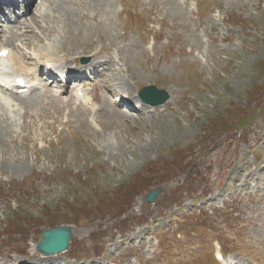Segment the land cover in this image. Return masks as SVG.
Returning a JSON list of instances; mask_svg holds the SVG:
<instances>
[{"label": "rangeland", "instance_id": "rangeland-1", "mask_svg": "<svg viewBox=\"0 0 264 264\" xmlns=\"http://www.w3.org/2000/svg\"><path fill=\"white\" fill-rule=\"evenodd\" d=\"M198 1L201 8L190 0H54L51 13L42 17V3L30 12L38 34L31 30L27 43L50 45L59 58L107 60L97 108L33 94L12 130L0 119V264L40 259L32 255L41 232L65 224L69 250L40 264H219L215 241L233 263L264 264V187L256 180L264 177V0ZM153 27H161L156 40ZM146 84L169 99L140 111L117 104L119 89L138 103ZM1 114L7 120L0 106ZM247 171L242 191L236 182ZM157 187L154 202L141 200ZM127 189L136 193L130 204L111 208ZM82 200L93 209L88 217L68 209ZM224 205L205 228L188 215Z\"/></svg>", "mask_w": 264, "mask_h": 264}, {"label": "bare ground", "instance_id": "bare-ground-1", "mask_svg": "<svg viewBox=\"0 0 264 264\" xmlns=\"http://www.w3.org/2000/svg\"><path fill=\"white\" fill-rule=\"evenodd\" d=\"M6 1V0H5ZM4 0H0V10H1V8H2V6L3 5H5V4H2L3 2H5ZM28 1V3H31L33 0H27ZM44 1L45 0H42L41 1V3H42V5H43V3H44ZM41 5V6H42ZM16 6V5H15ZM51 6V5H50ZM17 7V6H16ZM28 8H29V6H26V8H25V15L26 14H28V16H24V17H22V18H18V22L19 23H21L20 24V27L18 28V29H15L14 30V33H16V31H18V30H20L21 28H27V26H29V28H30V24H29V21L31 20L30 19V12H31V9L30 10H28ZM27 10H28V12H27ZM39 11V13L41 14L42 12H43V10H38ZM47 11L49 12V13H51L52 11L49 9V7L47 8ZM34 13H36V12H34ZM33 15V14H32ZM40 16V15H39ZM19 17V16H18ZM35 22V21H34ZM50 27V26H49ZM63 28V27H62ZM42 29L43 30H47L48 32H49V30H50V28H48V26H43L42 27ZM9 32H10V29L8 30ZM59 31H60V29H59ZM64 31V30H63ZM2 32H4L3 30H2ZM29 34H30V31H29ZM29 34L27 35V36H24V42L25 43H27L26 42V37H29ZM16 38H17V36H16ZM15 38V39H16ZM3 43V42H2ZM23 45H25L24 43L20 46L21 48H23ZM15 49L12 47L11 49H10V53H9V56H8V59H7V61H5V62H2V63H0V72L1 73H4V75H9V76H6V77H4V78H7L8 79V81H9V86L11 87V83H12V78H13V76H15V75H17V74H20V73H22L23 71H21V70H19V68H21V69H26V72H28V71H31V67H29V66H27L26 64H25V62L21 59V56H23L22 55V53L21 52H19V50L17 49L16 51H14ZM23 52V51H22ZM27 54V53H26ZM28 56V55H27ZM101 56V55H100ZM100 56H97V57H94V54H93V60L91 61V63H90V70L93 72V73H95V74H97L98 75V77H100V76H102L103 74H99L98 72H97V68H94L93 66H95V65H93V63L95 62V61H97V62H101L100 60H97L98 59V57H100ZM24 58V57H23ZM77 58V56H75V57H73V58H71V57H67L66 56V59L67 60H70V59H76ZM48 61H51V58H49V59H47ZM106 60H103V62H105ZM74 62H76V60H74ZM56 68H58V69H60L61 71H63V74L64 75H66V73H67V71H68V67L67 66H60V65H57V66H55ZM78 71H80V70H78ZM6 90L7 89H5V88H0V100H2V101H4L5 102V104H6V110H7V118L6 119H9L11 116V113L14 111V110H12V108H15V106H13V101L14 100H11L10 98H8V97H6V95H5V92H6ZM10 91H12V89H10ZM55 92H56V90H55ZM122 94H126V92H122ZM127 95V94H126ZM86 101L88 100V98H86L85 99ZM127 101H129V102H131V98L129 97V99L127 100ZM142 104H140V106H141ZM0 119H2L3 120V122H4V124L5 125H7V120H5V117H4V115H0ZM261 157L263 158L262 160L264 161V156L263 155H261ZM263 161H261L260 163H259V165H261L260 166V168H263V170H264V162ZM263 162V163H262ZM242 176H243V179L240 181V182H236V184H237V188H239L240 187V189H242V191H245L247 188H248V185H249V180H250V177H251V173H250V171H247V172H245L244 174H242ZM258 179L259 178H261V179H259L260 181H259V183L260 184H262V186H264V177H263V174H262V172L261 173H259V176L257 177ZM219 195H221V193L219 194ZM217 197H220V196H217ZM71 229V228H70ZM137 233H138V231L137 232H134V233H131L129 236H128V238L127 239H134V238H136L137 237ZM24 250H27L28 251V249H27V245H25V247L24 248H22V251H24ZM61 253H65V251L64 252H61ZM61 253H57V254H53V255H58V254H61ZM37 254H38V257L40 256V259H38L37 258ZM32 256H35L39 261H36L37 259H35V260H33V261H31V264H40V262H43V263H45L44 262V259H43V256L44 255H41L38 251L37 252H35V253H33V255ZM51 256V255H50ZM54 258V257H53ZM51 264H67V263H65V262H60V261H58V262H55V263H51Z\"/></svg>", "mask_w": 264, "mask_h": 264}, {"label": "water", "instance_id": "water-1", "mask_svg": "<svg viewBox=\"0 0 264 264\" xmlns=\"http://www.w3.org/2000/svg\"><path fill=\"white\" fill-rule=\"evenodd\" d=\"M153 86L144 87L140 93L143 97L144 94L152 92ZM146 99L145 97H143ZM148 100V99H146ZM149 101V100H148ZM162 192V188L158 187L154 190H150L142 200L147 202H153L157 196ZM71 238V231L68 226H59L57 228H51L44 230L41 234V239L39 240L37 247L44 254L58 253L68 247L69 240Z\"/></svg>", "mask_w": 264, "mask_h": 264}, {"label": "trees", "instance_id": "trees-1", "mask_svg": "<svg viewBox=\"0 0 264 264\" xmlns=\"http://www.w3.org/2000/svg\"><path fill=\"white\" fill-rule=\"evenodd\" d=\"M230 123V122H229ZM136 179H138V177H136ZM161 181H158L157 183H159ZM123 186H126V185H123ZM132 187L133 186L130 184L128 185L127 187ZM126 187V188H127ZM106 194H109L107 192H105ZM136 193H133V191H131V189H127L126 191L116 195L114 197V200L112 202V204L110 205V207H115V208H119L121 209L125 204H130L131 202V198L135 195ZM98 196V200L101 199V201L103 202L104 199H107L104 195L100 196V195H97ZM84 200L82 201H73V202H68V209H70L72 212H77L76 209L80 208V210H84L85 212L83 213L84 216H90V214L93 212V209L91 207L87 208V207H82L83 205ZM74 205H77L75 208Z\"/></svg>", "mask_w": 264, "mask_h": 264}]
</instances>
